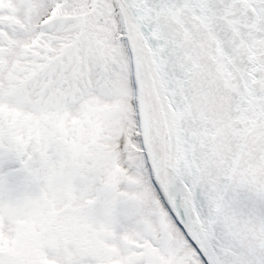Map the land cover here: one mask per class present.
Wrapping results in <instances>:
<instances>
[{"label": "snow or ice", "instance_id": "6c2138e0", "mask_svg": "<svg viewBox=\"0 0 264 264\" xmlns=\"http://www.w3.org/2000/svg\"><path fill=\"white\" fill-rule=\"evenodd\" d=\"M0 264H264V0H0Z\"/></svg>", "mask_w": 264, "mask_h": 264}]
</instances>
